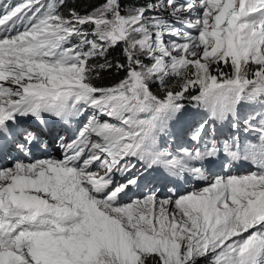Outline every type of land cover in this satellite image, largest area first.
I'll return each mask as SVG.
<instances>
[{
    "label": "snow or ice",
    "instance_id": "6c2138e0",
    "mask_svg": "<svg viewBox=\"0 0 264 264\" xmlns=\"http://www.w3.org/2000/svg\"><path fill=\"white\" fill-rule=\"evenodd\" d=\"M0 264H264V0H0Z\"/></svg>",
    "mask_w": 264,
    "mask_h": 264
},
{
    "label": "trees",
    "instance_id": "16d2710c",
    "mask_svg": "<svg viewBox=\"0 0 264 264\" xmlns=\"http://www.w3.org/2000/svg\"><path fill=\"white\" fill-rule=\"evenodd\" d=\"M70 2H71V0H70Z\"/></svg>",
    "mask_w": 264,
    "mask_h": 264
}]
</instances>
